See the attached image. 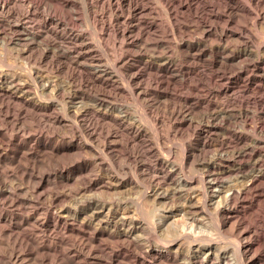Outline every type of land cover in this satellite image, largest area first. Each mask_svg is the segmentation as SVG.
Returning <instances> with one entry per match:
<instances>
[{"label":"bare ground","instance_id":"bare-ground-1","mask_svg":"<svg viewBox=\"0 0 264 264\" xmlns=\"http://www.w3.org/2000/svg\"><path fill=\"white\" fill-rule=\"evenodd\" d=\"M18 1L0 0V46L14 49L18 56H22L27 61L26 66L20 68L21 74L14 72L9 64H4L7 69L1 67L3 64L0 65V125L3 124V128L0 129V264H264V107L262 106L264 105V56L259 55V48L255 47L253 50V44L262 43V41H258L260 38L258 42L252 39V30L248 29L250 26L235 30V25L240 24L235 22L236 19L240 21L238 17L248 19L255 14L254 12H256V18L264 16V12L256 11L264 3L263 0H156L163 7H161L162 12L165 11L170 19L177 14L183 15L182 17L190 14L193 17V14H196L195 17L200 18L204 24L199 29L200 22L198 21L195 27L192 26L191 31L198 29L200 37L194 42H190L192 38L189 42L181 40L179 43L176 42L174 47H171L173 44L169 43L171 46H165L163 48L165 51L161 54H158L159 52L150 53L151 48H148L150 46H146L150 54L146 55L144 52L145 55L141 56L138 55L139 52L133 50L137 42L132 32L136 26L131 24L129 27H125L126 25L123 28L118 27L114 29V35L111 36L113 40L118 38L120 41L118 45L111 42V46L114 49L117 46L122 51H116L117 47L116 50L113 49L118 52V56L113 52L117 57L111 58L113 61L110 67L106 64L98 65L99 63L94 65V62H99L98 58L95 59L92 55L96 47L94 48L89 43L90 38L84 37L83 31H77L80 25H75L78 26L77 30H73L74 27L73 29L68 27L69 33L68 31L62 32L63 27L66 25L72 27L76 21H73L71 16L65 23L63 19L54 18L53 14L49 13L51 16L47 15L43 18L40 16L41 19L36 22L33 17L38 16L35 13L38 10V4L30 0L28 1L32 4L28 5L26 10L18 11L16 17L4 16L14 11V5L15 10L17 9L16 3L21 7V2L18 3ZM84 1L87 7L85 10L93 26L99 30L95 40L97 44L102 43L107 37L104 36V31L109 23L107 22V25L100 23L97 28V23L100 21L97 20L100 17L95 16L94 8H98L97 6L107 7V11L124 6L131 15V19L136 21L150 10L146 7L147 0ZM62 2L64 7L73 6L71 0H62ZM152 5L157 8L158 4ZM124 7H121L122 12ZM161 8L157 10L161 11ZM18 9L21 8L18 7ZM253 9H255L254 12ZM261 9L264 8L261 7ZM96 10L99 11V9ZM156 11L155 13L161 14ZM204 11H210L211 14ZM199 12L204 14H200L199 17L197 15ZM212 12L215 13L212 14ZM62 13L61 16L65 14V11ZM162 16L161 19L164 18ZM247 19L244 21L247 22ZM114 21L117 22L116 16ZM91 22H88V25ZM180 23L182 24V21ZM254 24L252 27H255ZM257 25L256 28H258ZM33 26H37L40 30H34ZM263 26L259 29H264ZM90 27L87 28L90 29ZM81 29L86 28L81 27ZM246 29L251 30V34ZM259 29H256L257 32ZM107 30H109L108 27ZM87 32L91 33V30ZM165 33L161 34L162 37L163 34L170 32ZM260 35L259 33L257 36ZM179 36L182 35L179 34ZM52 37L59 41L56 43ZM92 37L94 39V36ZM144 38L146 37L143 36L142 41ZM210 38L217 42H225L224 44L227 41L232 44L230 41L232 40L238 44V48L233 44L235 50H228L224 46L206 49L203 43L210 41ZM147 39L153 40V38ZM161 39L166 40V38ZM161 39L159 37V40ZM171 39L177 40L174 37ZM262 40L264 41L263 37ZM44 41L47 44H44V48L41 46L42 49L34 54L36 56H33L32 49L40 46ZM146 41L143 43L146 44ZM167 42L170 41L167 40ZM94 43L93 40L92 44L95 45ZM108 43L105 44L108 45ZM60 45L71 46L61 49ZM146 47L143 45V48ZM182 48L184 51L179 50ZM157 50L159 49L156 48L155 51ZM161 50L160 47L159 51ZM177 50L179 53L176 57L174 54ZM99 52L101 53V50ZM76 53L77 57L73 56ZM103 56L104 54L100 57L104 58ZM22 57L20 58L23 59ZM86 57L91 63H85L90 64L85 69L86 65L78 64L77 61L80 59L77 58ZM204 57H207L208 67L217 68V70L218 68L225 69L218 76L215 75L218 78L216 82L219 84H215L216 82L212 80V84L214 82L216 87L213 91L214 97L229 96L230 98V95L237 90L241 98L235 100L237 109L231 106L234 110L227 111L226 108L216 106L217 102L215 103L212 97L203 98L204 96H201L199 103L204 105L205 111L200 108L201 104L199 108L204 112L202 116L200 115L201 117L196 121H190L191 118L186 122L190 127L189 137L191 139L185 147H183L184 144L179 143V146L184 149L178 151V147L177 153L171 152L168 149L169 144L168 148L157 146L160 143L157 138L156 143L152 140L151 146L142 148L143 154H150L151 159L153 158L148 165L143 164L146 160L142 162L129 155L122 156L123 147H128L125 144L126 141L137 143L141 138H145L147 133L138 129L137 126L133 127L134 122L130 121L133 115L131 113L136 108L129 113L127 107L115 104L114 98L122 99V96H127L130 92L135 96L131 100L132 103H129L133 104L136 98H145L143 95L146 90L139 86L142 76L164 78L167 83L178 78L183 80L192 68L183 66L181 61L191 59L192 64L198 66L197 62ZM106 59L108 61L104 59L105 63L109 62L108 55ZM57 60L63 61L55 64ZM44 61H49V65H45ZM42 62L44 64H41ZM81 62H83L82 59ZM50 73H55L57 76L62 75L66 81H63L64 83L54 81L57 76L44 81L43 75L47 76ZM117 74L123 77L122 82L117 78ZM207 75L209 74L206 73ZM83 78H85L84 82H82ZM144 78L146 79L145 76ZM172 85L173 90L174 82ZM255 92H262V97L258 100L252 98L251 95ZM192 93L196 92L193 90ZM192 93L190 95L195 97ZM241 93L244 95L241 96ZM176 98L175 96L174 99ZM141 104L137 103L138 107ZM143 104L144 109L150 108V105L146 106L147 103ZM173 105L171 108L174 107ZM179 105L181 104L179 103L178 107ZM157 107L160 106L157 104ZM178 107L175 109L177 110ZM144 109H141L139 113H142ZM137 110L140 109L137 108ZM201 110L199 112H202ZM190 113L193 114V112ZM149 116L145 117L149 118ZM155 116L154 122H157L159 117ZM36 117L37 119L41 117L46 121L45 123L57 127L68 126V129L72 130L71 135L64 133L68 132L67 129L62 133L68 135V139L63 138L60 141L56 139L57 141L54 140V142L50 137L52 135L48 136L49 132H46L47 135L41 132L43 127L39 128L37 133H35L36 128H33L34 133H31L32 126L34 127L39 121ZM142 118L140 123L143 119L145 120ZM26 119L34 120L35 124L30 128V125H27L29 121L26 126V122L24 123ZM149 120L151 121L148 119L147 124ZM100 122L104 125L114 124L113 127L115 125L123 127L124 132H119L120 128L119 130L115 128L117 129L115 131H103L105 126H99ZM57 127H55L56 130ZM151 131L155 132L152 129ZM126 134L127 140L123 139L125 141L123 145L119 142ZM153 135L158 136V134ZM180 140L182 143L183 139ZM176 145L174 144L175 147ZM164 149L168 150L163 154ZM42 167H47V169H40ZM52 187L61 188V190L52 191ZM103 256L106 260L101 259Z\"/></svg>","mask_w":264,"mask_h":264},{"label":"rangeland","instance_id":"rangeland-1","mask_svg":"<svg viewBox=\"0 0 264 264\" xmlns=\"http://www.w3.org/2000/svg\"><path fill=\"white\" fill-rule=\"evenodd\" d=\"M18 1V0H17ZM26 1H28V0H19L18 1V3H20L21 2V7L20 6H18V4L16 3V5H17V9H18V7L19 8H23L22 10L20 9H16L15 10V5H14V7H13V12L11 11V13H7V14H4V16H11V17H16L17 15H18V11H24V9L26 10L27 9V6L28 5H30V4H32L31 2H33V3H36V4H38L37 6H38V10H37V12H35L36 14H38V16L36 17V16H34L33 18H34V20L36 21V22H38L40 19H41V17L43 18V17H45V16H47V15H52V17H56V18H58V19H63V21L66 23V22H68V18L70 17L73 21H75L74 23H73V25H72V27L70 26V25H66L65 23V27H63L64 29H63V31L62 32H67L68 31V29L69 28H71V29H73V27H74V29L73 30H77L76 28H78V26H79V30H77V31H80V32H82L83 34H84V37L85 38H90L91 40H89L88 39V41H89V43L92 45V46H94V48H95V50L92 52V55H94V58L95 59H97L99 62H94V65H97V63H99L98 65H102V66H104V64H106L107 66H109V65H111V63H112V61H113V59L115 58V57H117L118 56V52H121L120 51V49L117 47V49L118 50H116V47H115V49L114 48H112V43H114V44H116V45H118L117 43H119V39L118 38H115L114 40L116 41H114L113 40V35H114V29L115 28H118V27H121V28H123V26H125V27H129V25H131V24H133V25H135L136 27H135V30H134V32H132V35H133V37H134V40L137 42V43H135L136 45H134L133 46V50H135V51H137V53H138V55H145V53L144 52H146V55L147 54H150V53H152V52H159L158 54H161L162 53V51H165V49H163V48H165V46L167 47V46H171V44H173L171 47H174V45H176L177 43H179L181 40H184V41H188L189 42V39L190 38H192V40L190 39V42H194V41H197L196 39H198L199 37H200V32H198V29H196V30H193V31H196L195 33L193 32V31H191L192 29H193V27H195V25L196 24H198V21L200 22V24H199V29H200V27L204 24V22H202V20L200 19V18H198L197 16V18L195 17V15L196 14H193V17H191L192 16V14H190V15H188V16H186L185 17V15H184V17L186 18H184V17H182L183 15H181V14H177V15H181L180 17L179 16H177V15H174L173 17H172V19H174L175 20V18H176V21H174V20H172V19H170L169 17H168V15L166 14V12L164 11V12H162L163 11V7L160 5V3L159 2H157L156 0H152V2L150 1V0H147V2H145V3H147L146 5V7L148 8V9H150V10H148V12H146L147 13V15H146V13H145V15H143L142 16V18H139L137 21L136 20H132L131 19V15L127 12L128 10H127V8L125 9V7L124 6H120L118 9H114V8H111V9H114V10H111V9H109V11H110V13H109V11H107L108 10V8L106 7H103V8H101L100 6L101 5H99V6H97L98 8H96V9H99V11L98 10H96L95 8H94V10H95V16H97V18H99V19H97L99 22L97 23V28H98V26L100 25V23H103V24H105V25H107V27H108V29L109 30H107V27H106V29H105V31H104V36L106 37H108V36H110V37H106V38H104V40L103 41H105L104 42V44H103V41H102V43H96V38H97V36H96V34L99 32V30L98 29H95V27L93 26V23L91 22V19L89 18V16H88V13H87V10H85V9H87V7L84 5V0H71L72 1V4H73V6L71 5V8H68L69 6H66V7H64L65 5L63 4V2H62V0H52V1H50V0H30V1H28L27 3H26ZM35 1V2H34ZM38 1H40V2H38ZM61 1V2H60ZM81 1V2H80ZM154 1L158 4V5H156V3H154ZM83 2V3H82ZM263 2H264V0H263ZM29 3V4H28ZM82 3V4H81ZM151 3V4H150ZM58 4H60L59 6H58ZM152 4H155L156 5V7L158 8V10H160L159 8H161L162 10L161 11H158L157 10V8H155L154 7V5H152ZM22 5H23V7H22ZM26 5V6H25ZM85 6V8H84V6ZM149 5V6H148ZM262 6V8H264V3L263 4H261ZM44 6V7H43ZM78 6V7H77ZM81 6V7H80ZM60 7V8H59ZM100 7V8H99ZM124 7V9H123V12H122V8ZM150 7V8H149ZM157 10H155L154 8ZM261 7H259V10L257 9L256 11H259V12H264V9H261ZM79 8H81V9H79ZM121 8V9H120ZM152 8V9H151ZM60 9V10H59ZM71 9V10H70ZM84 9V10H83ZM103 9V10H102ZM58 10V11H57ZM67 10H69V11H71V12H69V11H67ZM80 10V11H79ZM82 10V11H81ZM120 10H121V12H120ZM151 10H152V12H151ZM17 11V12H16ZM64 11H65V14L64 15H62L61 16V13L63 12L64 13ZM67 11V12H66ZM78 11V12H77ZM101 11V12H100ZM103 11V12H102ZM105 11V12H104ZM113 11V12H112ZM125 11H126V13H125ZM155 11L156 12H159V13H161V14H158V13H155ZM255 11V9H253V12ZM16 12V13H15ZM20 12H19V14H20ZM81 12V13H80ZM85 12H86V14H85ZM118 12H119V14H118ZM205 13L206 12H208V11H204ZM258 12V13H259ZM50 13V14H49ZM62 13V14H63ZM67 13V14H66ZM84 13V14H83ZM107 13V14H106ZM151 13V14H150ZM164 13V14H163ZM215 13V12H214ZM213 12H212V14H214ZM255 14H256V12H254ZM253 13V14H254ZM11 14H13V15H11ZM15 14V15H14ZM81 14V15H80ZM111 14V15H110ZM124 14V15H123ZM125 14H128V15H126L125 16ZM156 14V15H155ZM202 15V14H204L203 12H199V14H197L198 16L199 15ZM208 14H211V12L209 11L208 12ZM252 15L251 17H249L248 19L247 18H242V17H238V20H242V21H244V19H247V22L246 21H244V22H242V24H241V22L239 21H237V19H236V24H239V25H235L236 26V28H235V30L238 28H241V27H244V28H246V27H249L250 26V28H248V29H251L252 30V32H251V30H248V29H246L250 34H251V36H252V39H254V41L256 42L259 38V40L258 41H262V43H255L256 45L258 44L259 45V47H258V45L256 46L255 44H253V50L255 49V47H257V48H259L260 49V52H259V55H261V56H264V41L262 40V37H263V39H264V33H261V32H264L263 30V28H261V30L259 29L260 27H262L263 25H264V16L263 17H261V16H258L257 18H256V15ZM43 15V16H42ZM50 15V16H51ZM58 15L61 17H58ZM67 15H69V16H66ZM74 15V16H73ZM83 15V16H82ZM86 15V16H85ZM101 15V16H100ZM118 15V16H117ZM121 15V16H120ZM149 15V16H148ZM155 15V16H154ZM200 15V16H201ZM9 16V17H10ZM41 16V17H40ZM65 16V17H64ZM72 16H73V18H72ZM80 16H81V18H80ZM85 16V17H84ZM107 18H106V17ZM109 16V17H108ZM111 16H112V18H111ZM117 17V22L116 21H114V17ZM125 16V18H123ZM128 16V17H127ZM154 16V17H153ZM161 16H162V18L163 19H161ZM167 16V17H166ZM190 16V17H189ZM199 16V17H200ZM76 17V18H75ZM87 17H88V20H87ZM101 17H102V21H101ZM118 17H119V20H118ZM147 17H148V20H147ZM166 17V18H165ZM189 17V18H188ZM261 17V18H260ZM36 18V19H35ZM79 18V19H78ZM85 18V19H84ZM104 18V19H103ZM146 18V19H145ZM151 18H153V19H151ZM157 18H159V20L157 19ZM179 18V19H178ZM182 18H184V19H182ZM241 18V19H240ZM255 18V19H254ZM38 19V20H37ZM81 19V20H80ZM108 19V20H107ZM142 19V20H141ZM168 19V20H167ZM180 20V21H178V20ZM194 19V20H193ZM196 19V20H195ZM263 20V22H262V20ZM130 20V21H129ZM144 20V21H143ZM150 20V21H149ZM151 20H153V21H159V22H161L160 24H159V22H153V21H151ZM163 20H165V21H163ZM192 20H193V22H192ZM249 20H250V22H249ZM252 20H254V21H252ZM257 20V22H255ZM78 21V22H77ZM82 21H85V22H82ZM87 21V22H86ZM120 21H122V22H120ZM149 21V22H148ZM171 21V22H170ZM182 21V24L180 23ZM191 23H190V22ZM197 21V22H196ZM88 22H91L92 23V25H91V23H89V25H88ZM107 22H109V23H112V24H109V23H107ZM113 22H115V23H113ZM122 23V24H120V23ZM134 22V23H133ZM136 22V23H135ZM139 24H138V23ZM145 22V23H144ZM169 22H170V24H169ZM174 22H175V24H174ZM183 22H185V23H183ZM189 23V24H187V23ZM238 22V23H237ZM254 22H255V24H254ZM262 23L260 26H259V24L260 23ZM85 23V24H84ZM86 23H87V26H85L86 25ZM107 23V24H106ZM124 23V24H123ZM127 23V24H126ZM150 23H152L153 25L152 26H150L149 24ZM157 23H158V26L160 25V28H158V26H157ZM163 23H164V26H163ZM165 23H167V24H165ZM196 23V24H195ZM249 25H248V24ZM254 24L255 25V27H252V24ZM258 25H257V24ZM84 24V25H83ZM162 24V25H161ZM169 24V25H168ZM181 24V25H180ZM192 24H194V25H192ZM243 24H245V26L243 25ZM75 25H78V26H75ZM115 25V26H114ZM139 25H142V26H139ZM180 26V28H179V26ZM243 25V26H242ZM247 25V26H246ZM256 25H257V27L258 28H256ZM91 26V27H90ZM114 26V27H113ZM139 26V27H138ZM145 26V27H144ZM187 26V27H186ZM193 26V27H192ZM239 26V27H238ZM34 27V30L36 29H38V27L37 26H33ZM69 27V28H68ZM81 27L82 28H86L85 30H83V29H81ZM90 27V29H88V28ZM93 27V28H92ZM110 27H112V28H110ZM154 27V28H153ZM162 27H164V28H162ZM166 27V28H165ZM172 27V28H171ZM176 27V28H175ZM178 27V28H177ZM264 27V26H263ZM92 28V29H91ZM141 28H142V30L144 31H142L141 30ZM147 31V34H146V31L144 30V29ZM155 28H156V30H155ZM186 28V29H185ZM189 28H190V30H189ZM252 28H254V29H252ZM88 29V30H87ZM138 31H137V30ZM149 31H148V30ZM151 29H153V30H151ZM163 29H166V30H163ZM170 29V30H169ZM175 29V30H174ZM180 30V31H182V32H180L179 33V31L178 30ZM188 29V30H187ZM237 29V30H238ZM256 29H259L258 30V32H257V30ZM38 30H40V28L38 29ZM89 30H91V33L90 32H87V31H89ZM111 30H113L112 31V33H111ZM161 30V31H160ZM186 31V32H184V31ZM256 30V32H254ZM108 31H110L109 33H108V35H107V32ZM142 31V32H141ZM158 31H160V32H158ZM168 31V32H167ZM172 31V32H171ZM176 31V32H175ZM259 31H261V32H259ZM85 32H87V33H89V34H87V33H85ZM96 32V33H95ZM138 32V33H137ZM150 32H152V33H150ZM172 33V34H166V33ZM190 34H188V33ZM191 32H193V33H191ZM67 33H69V31L67 32ZM143 33H144V35H143ZM159 33V34H158ZM162 33H165L166 35H164L163 34V37H162ZM185 35H184V34ZM187 33V34H186ZM196 33H198V35L196 34ZM255 33H256V35H255ZM261 34L262 35V37H261V35L260 36H257L258 34ZM136 34V35H135ZM137 34H138V36H137ZM179 34H181L182 36L180 37L179 36ZM194 34H196V35H194ZM85 35H87V37L85 36ZM112 35V36H111ZM135 35V36H134ZM147 35V36H146ZM148 35H149V37H148ZM151 35V36H150ZM168 35H170V37L168 36ZM189 35V36H188ZM192 35V36H191ZM89 36V37H88ZM92 36H94V39H93V37ZM96 36V37H95ZM137 36V37H136ZM143 36L144 37H146V38H144V41H142L143 39ZM164 36H165V38H166V40H165V38H164ZM176 36V37H175ZM257 36V37H256ZM159 37H160V39L161 38H163V40H165V41H162V39L161 40H159ZM176 38L177 40H174V39H171V38ZM178 37V38H177ZM256 37V38H255ZM147 38H153V40L151 39H147ZM156 40H155V39ZM169 38L171 39V40H169ZM54 39V40H53ZM94 40V44L95 45H98V46H95V45H93L92 43H93V40ZM147 41H146V40ZM256 39V40H255ZM52 40L53 41H55L56 43L59 41V40H57V39H55V38H53L52 37ZM106 40H108V41H106ZM112 40V41H111ZM150 42H149V41ZM167 40L168 41H170V42H167ZM208 40V39H207ZM213 40V41H212ZM91 41V42H90ZM114 41V42H113ZM147 42L146 44L145 43H143V42ZM153 41V42H152ZM175 41V42H174ZM209 41V40H208ZM205 42V43H203V45L205 44V47H206V49H209V47L210 48H222L223 46L224 47H226V49H228V50H235L236 48H238V44H235L236 42H233L232 40H230L231 42H232V44L229 42V41H227V43L226 44H224L225 42H220V41H218L217 42V40H215V39H213V38H210V41L209 42ZM254 41H253V43H254ZM257 41V42H258ZM107 42H109L108 43V45L107 44H105V43H107ZM112 42V43H111ZM165 42V43H164ZM177 42V43H176ZM211 42V46L209 45V43ZM217 42V44H215ZM156 43L159 45H156ZM168 43V44H167ZM169 43H171V44H169ZM207 43V44H206ZM215 45H214V44ZM221 43V44H220ZM230 45H229V44ZM44 44H47L45 41H44V43H42L40 46H38V47H35V48H33L32 49V55L33 56H36V55H34V54H36V53H38L41 49H42V47L44 48ZM144 45V47H148V46H150V47H148L149 49L151 48V52L150 51H148V49H147V47L146 48H143V45ZM223 44V45H222ZM234 44V46H237L236 48L234 47V46H232ZM101 45V46H100ZM104 45H106V46H104ZM140 45L142 46V47H140ZM162 45H163V47H162ZM208 46V48H207V46ZM213 45V46H212ZM221 45V46H220ZM261 45V46H260ZM42 46V47H41ZM65 46H68V47H70L71 45H60V48L61 49H64L63 47H65ZM110 47V48H108V47ZM152 46H156L155 48L154 47H152ZM233 47V49H232V47ZM41 47V48H40ZM98 47V48H97ZM105 47V48H104ZM107 47V48H106ZM137 47V48H136ZM160 47H161V51H159L160 50ZM230 47V48H229ZM40 48V49H39ZM135 48V49H134ZM153 48V49H152ZM156 48L157 49H159V50H157V51H155L156 50ZM39 49V50H38ZM98 49V50H97ZM111 49V50H110ZM113 49L114 50H116V51H118V52H116V51H113ZM146 49H147V51H146ZM101 50V53L99 52ZM105 50V51H104ZM124 50V49H123ZM144 50V51H143ZM180 51L181 50H183L184 51V48H182V49H179ZM179 50H177L176 52H175V56L177 57V55H178V53H179ZM103 51V52H102ZM107 51V53L105 54V52ZM108 51H110L109 53L110 54H108ZM112 51V52H111ZM7 52V53H6ZM10 52V53H9ZM113 52H115V54L117 55H115ZM150 52V53H149ZM0 53H1V55H0V65H6V64H9V65H11L10 67L12 68V70L14 71V72H18V73H22V71H21V67L23 68V66H26V59H24L22 56H18L17 54H16V52H15V50L14 49H11V48H9V47H2V46H0ZM96 53V54H95ZM104 54V58H101L100 56L101 55H103ZM115 55V56H113V55ZM120 54V53H119ZM263 54V55H262ZM107 55H108V58H109V62H107V63H105L106 61H108V59H106V57H107ZM73 56H76L77 57V53L76 54H73ZM8 57H9V59H8ZM20 57H22L23 59H21ZM10 58H12V59H10ZM111 58H113V59H111ZM207 57H204V58H202V59H200L198 62H197V64H198V66L197 65H193L192 64V60L191 59H185V61L183 60V61H181L182 63V65L183 66H185V67H190V68H192L191 70H189L188 72H187V74L184 76V78H183V80H181V78H178L177 80H175V81H171V82H169V83H167L166 82V80L164 79V78H160V77H151V76H149V75H147V76H149V78L151 79H149L146 75H144L145 77H146V79L148 78L149 79V81H148V79H147V81H146V79L144 78V76H142L141 78H140V81H139V86H142L141 88L142 89H145L146 90V92H145V95H143V97H145V98H136V102L138 103V104H141L142 102L143 103H147V105L146 106H149V107H147V108H149V109H144L143 107H144V104L142 103L141 105H140V107H138L139 105H137V103L135 104V101H133V104H129V103H132V101L131 100H133L134 98H135V96H133V95H131V93L130 92H128V95L127 96H122L123 98L121 99L120 97H116V98H114V100L117 102H115L114 100H113V102L115 103V104H120V105H123V106H125V107H127L126 109L128 110V112L129 113H131L135 108V110H134V112H132L131 114H133V115H131V122H134L133 123V127L134 126H137V128L138 129H141V130H144L145 131V133H149V131H151V129L153 130V131H155L153 134H158V136L157 135H153L151 132L147 135V134H145V138L143 137V138H141V140H139L137 143L136 142H129V141H126L127 140V134L125 135V137L124 138H122L121 140H122V142H121V140H120V142L119 143H123V145H124V142H125V144H127V146L128 147H123V154H122V156L124 155V156H126V155H129L131 158H133V159H137V160H142V162L144 161V160H146V161H144L143 162V164L144 165H148L149 164V162H151L152 160H153V158L151 159V155L149 156V155H145V154H143V149L142 148H146V147H149V146H151L152 144H153V142H152V140L153 141H155V139H157V140H159V142L161 143H158L157 144V146H160V147H167L168 148V146L170 147V148H168L169 149V151H173V152H176L177 153V149H178V147H179V149H178V151H180V150H182V148L183 147H185V145L188 143V140H190L191 139V137H189L190 136V127H189V125H188V123H186L188 120H190L191 118H192V120H190V121H196V120H198V118H200L202 115V113H204L203 111H205V109H203L204 108V105L202 104V103H199V100H201L202 99V97L203 98H211L212 97V99L215 101V103H216V106H220L221 108H226L225 110H227V111H230V110H236L237 108H236V103H235V100H238L239 98H240V92H237V90L235 91V93L233 94V95H230V98H228L229 96H227V97H223V96H219L218 98H215L214 97V94H213V91H214V88H216L215 87V84H219L218 82H216L217 81V77L215 76V75H217L218 76V74H221L222 72H224V70L225 69H221V68H218V70H217V68L215 69V68H210V67H208L207 65H208V62H207V59H206ZM5 59V60H4ZM21 59V60H20ZM77 59H80V61H81V59H82V61L83 62H81L80 63V61H77V63L78 64H80L81 66H84V65H86V66H84V68L86 69V68H88V65H90L89 63H91L90 61H89V59L86 57V58H77ZM85 59V60H84ZM104 59L106 60V61H104ZM111 59V60H110ZM48 60V59H47ZM74 60V59H73ZM104 61V62H101V61ZM16 61H17V63H16ZM58 61L59 62H61V61H63V60H57L56 62H55V64L56 63H58ZM4 62H6V63H4ZM45 62V65H49V61H44ZM44 62H42L41 64H44ZM48 62V63H47ZM87 62H89L88 64H85V63H87ZM82 63L84 64V65H82ZM102 63V64H101ZM109 63V64H108ZM15 64V65H14ZM186 64V65H185ZM193 65V66H190V65ZM205 65V66H200V65ZM1 66L2 68H4V67H6L5 65L4 66ZM105 65V66H106ZM207 66V67H206ZM110 67V66H109ZM201 67V68H200ZM204 67V68H203ZM6 69H7V67H6ZM20 69V70H19ZM198 69V71H196ZM207 69V70H206ZM213 69V70H212ZM214 69H215V71H214ZM193 70V71H192ZM201 70V71H200ZM223 70V71H222ZM204 71H206V73L207 74H209V75H207L206 76V73L204 72ZM209 73H208V72ZM228 71V70H227ZM226 71V72H227ZM77 72V71H76ZM75 72V73H76ZM204 72V73H203ZM200 73V74H199ZM217 73V74H216ZM55 73H50V74H47V76H46V74H44L43 75V78H44V81H46V80H49V79H54L53 77H55V76H57L56 74L54 75ZM190 74V75H189ZM193 74H194V76H193ZM205 74V75H204ZM50 75H52V77L50 76ZM54 75V76H53ZM191 75H192V77H191ZM196 75V76H195ZM48 76H50V78H48ZM117 78H119L120 79V81L122 82V76H120V74L118 75L117 74ZM189 76V77H188ZM203 78V79H201V77ZM47 77V78H46ZM121 77V78H120ZM190 77L192 78V80L190 79ZM196 77V78H195ZM65 77H62V75H58L57 77H55V79H54V81L55 80H58L57 82H60L61 81V83H64L63 81H66V79H64ZM144 78V79H143ZM190 80H189V79ZM211 78V79H210ZM217 78V79H216ZM22 79H25V77H22ZM46 79V80H45ZM62 79V80H61ZM118 79V80H119ZM160 80L161 81V79H162V81L159 83L158 81H156V80ZM205 79V80H204ZM83 80H85V78H83L82 79V82H84ZM124 80V79H123ZM144 80H145V83H144ZM153 80V81H152ZM181 80V81H180ZM202 80H204V81H202ZM211 80V81H210ZM212 80L214 81V82H216L215 84H214V82H213V84H212ZM142 81V82H141ZM154 81H156V83H154ZM178 81V82H177ZM187 83H186V82ZM190 81V82H189ZM206 81H208V83L206 82ZM163 82V83H162ZM173 82H174V85L176 86H174L173 87V90H172V84H173ZM177 82V83H176ZM181 82V83H180ZM201 82H203V83H201ZM210 82H211V84H210ZM141 83H142V85H141ZM144 83V84H143ZM153 83L156 85H153ZM166 83V84H165ZM172 83V84H171ZM186 83V84H185ZM191 83V84H190ZM197 83V84H196ZM205 83V84H204ZM146 84V85H145ZM147 84H149V85H147ZM164 84V85H163ZM206 84H208V85H210L209 87H208V85H206ZM151 85H153V87H154V89H153V87L151 86ZM160 85V86H159ZM165 85H167L168 87H166ZM170 85V86H169ZM178 85H181V86H178ZM184 85V86H183ZM192 85V86H191ZM195 87H194V86ZM200 85V86H199ZM201 85H202V88H201ZM144 86H146V87H144ZM149 86V87H148ZM150 86H151V89H150ZM159 86V87H158ZM165 87V88H167L166 90H165V88H163V87ZM188 86H190V87H192V88H190L191 90L193 89L194 90V92H196L195 94L194 93H192L193 92V90H192V92H191V90L189 89V87ZM204 86V87H203ZM211 86H213V87H211ZM148 87V88H147ZM182 87H183V89H182ZM188 87V88H187ZM198 89H197V88ZM161 88V89H160ZM175 88V89H174ZM178 88V89H177ZM180 88V89H179ZM200 88L202 89L201 91H200ZM210 89V90H208V89ZM157 89V90H156ZM164 91H163V90ZM169 89H170V91H169ZM187 89H188V91H187ZM206 89V90H205ZM149 90V91H148ZM154 90V91H153ZM156 90V91H155ZM160 90H162V91H160ZM176 90V91H175ZM179 90V91H178ZM181 90H183L182 91V93H181ZM185 90V91H184ZM127 91V90H126ZM129 91V90H128ZM172 91V92H171ZM174 91V92H173ZM190 91V93H192V95H194L195 97H193V96H191L190 95V93H188ZM202 92V93H200V92ZM206 91V92H205ZM175 93V94H171V93ZM179 92H180V94H179ZM210 92V93H209ZM237 92V93H236ZM130 93V94H129ZM187 93V94H186ZM205 93H206V95H205ZM259 93V94H258ZM92 94V93H91ZM151 94H152V96H151ZM184 94H185V96H184ZM189 94V95H188ZM201 94V95H200ZM237 94V95H236ZM242 94V93H241ZM132 96L131 98H129L130 96ZM154 95V96H153ZM167 95V96H166ZM172 95V96H171ZM178 95V96H177ZM197 95H200V96H198L197 97ZM236 95V96H235ZM244 94H242L241 96H243ZM255 95V96H254ZM262 92H255L254 94H252L251 95V97L252 98H254V99H260L262 96ZM175 96L177 97L176 99H178V100H176V99H174L175 98ZM181 96H182V98H181ZM202 96V97H201ZM207 96V97H206ZM234 96V97H233ZM125 97V98H124ZM147 97V98H146ZM149 97V98H148ZM174 97V98H173ZM180 97V98H179ZM186 97V98H185ZM197 97V98H196ZM199 97H201V98H199ZM235 97H237L236 99H235ZM257 97V98H256ZM260 97V98H259ZM119 98V99H118ZM152 98H154V99H152ZM167 98H169V99H167ZM117 99V100H116ZM124 99V100H123ZM125 99H126V101H125ZM129 99V100H128ZM142 101H141V100ZM192 99V101H190ZM220 99V100H219ZM224 99H226V101L229 103V102H233L232 104H228ZM232 99V100H231ZM241 99V98H240ZM125 102H123V101ZM140 100V102H138ZM150 100V101H149ZM152 100V101H151ZM158 100V101H157ZM162 100H164V101H162ZM173 100L175 101V102H173ZM197 100V101H196ZM224 100V101H223ZM128 101V102H127ZM167 101V102H166ZM170 101H172L171 103H175L174 105L173 104H171L170 103ZM183 102V104H182V102ZM185 101V102H184ZM187 101V102H186ZM221 101V102H220ZM123 102V103H122ZM148 102H149V104H148ZM151 102V103H150ZM155 102V103H154ZM163 102V103H162ZM177 102V103H176ZM225 102V103H224ZM128 103V104H127ZM160 103H162L164 106V110L162 109L163 107L161 106L162 104H160ZM181 104V105H179V107H178V104ZM221 103V104H220ZM154 104V105H153ZM156 104V105H155ZM157 104H158V106H160V107H157ZM160 104V105H159ZM202 104V105H201ZM129 105V106H128ZM132 105V106H131ZM137 105V106H136ZM168 105V106H167ZM172 105L174 106L173 108H171L172 107ZM186 105V106H185ZM190 105V106H189ZM196 105H198V106H196ZM200 105L202 106V107H200ZM222 105V106H221ZM230 105V106H229ZM155 106H156V108H155ZM218 106V107H219ZM224 106V107H223ZM234 108V109H232V107ZM263 107H264V105H262ZM134 107V108H133ZM142 107V108H141ZM151 107H152V109H151ZM162 107V108H161ZM170 107V108H169ZM178 107V109L176 110L175 108H177ZM185 107V108H184ZM188 107V108H187ZM195 107V108H194ZM197 107V108H196ZM203 109V111L200 109ZM229 107V108H228ZM231 107V108H230ZM133 108V109H132ZM137 108H139L140 110H137ZM153 108H155V109H153ZM158 108V109H157ZM160 108V109H159ZM184 108V109H183ZM190 108V109H189ZM141 109H144L143 111H142V115L139 113V111H141ZM173 111H171V110ZM197 109V110H196ZM149 110V111H148ZM155 110V111H154ZM168 110H170V111H168ZM174 110H176V111H174ZM189 110V111H188ZM192 110H195V111H192ZM202 111V112H199V111ZM249 110H250V108H249ZM11 111H13V110H11ZM10 111V112H11ZM135 111H137L138 113H136ZM148 111V112H147ZM154 111V112H153ZM162 111V112H161ZM186 111V112H185ZM199 112V113H197V112ZM175 112H177V113H175ZM183 112H184V114H183ZM188 112V113H187ZM190 112H193V114H191ZM195 112V113H194ZM12 114H13V112H11ZM136 113V114H135ZM155 113H156V116H155ZM174 113L176 114L175 116H174ZM11 114V115H12ZM140 116H139V115ZM146 114V115H145ZM161 114V115H160ZM165 116H164V115ZM168 114V115H167ZM183 114V115H182ZM189 114H191V115H189ZM199 114V115H198ZM139 117H138V116ZM149 116V118H147V117H145V116ZM201 115V116H200ZM154 116L155 117H159L158 118V120H157V122H154ZM167 116V117H166ZM179 116H180V119H179ZM193 116H195V118L193 117ZM138 117V118H137ZM143 117V118H145V120L143 119L142 120V123H140V121H141V118ZM165 117V118H164ZM184 117V118H183ZM187 117V118H186ZM188 117H190V118H188ZM40 118V119H39ZM147 118V119H146ZM161 118V119H160ZM171 118V119H170ZM178 118V119H177ZM36 119H37V117H36ZM137 119V120H136ZM140 119V120H139ZM148 119H151V121L149 120V123L151 122L152 123V121H153V123H154V125H153V123L150 125L149 123L147 124L146 123V121L148 122ZM165 119V120H164ZM173 119V120H172ZM27 121H24V123H25V125L29 122V123H31V124H27L28 126L30 125V128H31V126L32 125H34L35 124V121L34 120H32V119H26ZM31 120H32V122H31ZM37 120H39V121H37V123H36V125L33 127L32 126V128L30 129V130H32L33 128L35 129L36 128V131H35V133H37V132H39V128H42V130L43 131H41V132H43V133H45L46 134V132H49V133H47L48 134V136H50V135H52V136H50L52 139H53V141L54 140H56V139H58V141H60V140H62L63 138L65 139H68V137L71 135L70 133H71V131L72 130H70V129H68V126L66 127V126H55V125H52V124H50V123H45L46 121H44V120H42L41 119V117H38V119ZM139 120V121H138ZM163 120V121H162ZM171 121V123H170V121ZM160 121H162V122H160ZM39 122V123H38ZM43 122V123H42ZM164 122V123H163ZM33 123V124H32ZM101 123V122H100ZM98 123L99 124V126L101 125V126H105V128H103V131L105 130H107V131H115V130H117V129H115V128H118V130H119V128H120V130H119V132H124V130L122 129L123 127H117V125H115L114 127H113V125L114 124H112L111 125V123H109V124H106V125H104L103 123ZM146 123V124H145ZM167 123V124H166ZM170 123V126L168 125ZM182 123V124H181ZM187 124L188 125V127H187V125H185V124ZM38 124H39V126H38ZM45 124H47V125H45ZM66 124H68V123H66ZM137 124V125H136ZM141 124H142V126H141ZM145 124V125H144ZM160 125V127L158 126V125ZM163 124H164V126H163ZM166 124V125H165ZM3 124H1L0 125V129H2L3 128V126H2ZM26 125V126H27ZM41 125H43V126H41ZM49 125V126H48ZM109 125H111V126H109ZM150 125V126H149ZM38 126V127H37ZM41 126V127H40ZM147 126V127H146ZM148 126L151 128L150 130H149V128H148ZM171 126H172V129H171ZM182 126V127H181ZM53 128V129H51V128ZM55 127H57V130H56V128ZM63 127V128H62ZM142 127V128H141ZM145 127V128H144ZM153 127V128H152ZM165 127V128H164ZM169 127H170V129H169ZM60 128V129H59ZM63 129V131H62V129ZM66 128V129H65ZM154 128H155V130H154ZM159 128H160V130H159ZM161 128H162V130H161ZM165 130H164V129ZM174 128V129H173ZM176 128H177V130H178V132H177V130H176ZM180 128H182V129H180ZM189 128V129H188ZM34 129L31 131V133H34ZM47 129V130H46ZM67 129H68V132H64V131H67ZM146 129L148 130V131H146ZM168 129V130H167ZM185 129H187V130H185ZM41 130V129H40ZM52 132H50V131ZM56 130V131H55ZM58 130H60V131H58ZM122 130V131H121ZM183 130V131H182ZM55 131V132H54ZM74 131H75V129H74ZM165 131V132H164ZM171 131V132H170ZM176 131V132H175ZM58 132V133H57ZM62 132H64L65 134L67 133L68 135L66 136L64 133H62ZM158 132V133H157ZM160 132V133H159ZM173 132H174V134H173ZM189 132V133H188ZM61 133V134H60ZM162 133H164V134H162ZM169 133V134H168ZM180 135H179V134ZM183 133V134H182ZM46 134V135H47ZM59 136V135H61L62 136V134H64L62 137H58L57 135ZM167 134V135H166ZM189 134V135H188ZM55 135V136H54ZM151 135V136H150ZM163 137H162V136ZM173 135V136H172ZM176 135H178V136H176ZM53 136H54V138H53ZM157 136V137H156ZM161 136V137H160ZM147 137H149L148 139H146ZM151 137V138H150ZM152 137H154V139L152 138ZM165 137H167L165 140H164V138ZM172 137V138H171ZM174 137V138H173ZM180 137V138H179ZM187 139H186V138ZM61 138V139H60ZM160 138V139H159ZM169 138V139H168ZM174 139V140H171V139ZM125 141H124V140ZM144 139V140H143ZM180 139H183V140H185V141H183L182 140V143H181V140ZM172 141V143H171V141ZM177 140H180V141H177ZM57 141V140H56ZM124 141V142H123ZM164 141V142H163ZM168 141H170V143L168 142ZM178 142V144H177V142ZM55 142V141H54ZM151 142V143H150ZM163 142V143H162ZM173 142H175L174 144L176 145V147L174 146V144H173ZM130 143V144H129ZM134 143V144H133ZM145 143V144H144ZM154 143H156V141L154 142ZM179 143H180V145H182V144H184L183 145V147L181 148V146H179ZM132 144V145H131ZM136 144V145H135ZM141 144L143 145V146H141ZM169 144V145H168ZM173 144V145H172ZM133 145H135V147L133 146ZM166 145V146H165ZM168 145V146H167ZM173 147H171V146ZM146 146V147H145ZM130 147V148H129ZM142 149V151H141V149ZM181 148V149H180ZM118 149V148H117ZM130 149H131V151H130ZM167 149V150H168ZM184 149V148H183ZM139 150H140V152L142 153H140L139 152ZM167 150L166 149H164V151H162L163 152V154L164 153H166L167 152ZM122 153V152H121ZM127 153V154H126ZM140 153V154H139ZM179 153V152H178ZM134 154V155H133ZM137 154H138V156H137ZM136 155V156H135ZM207 155V154H206ZM139 156L141 157V158H139ZM146 156V157H145ZM136 157V158H135ZM142 158H144V159H142ZM147 162V163H146ZM45 167H42V168H40V169H44ZM47 169V167L45 168V170ZM52 189V191H57L58 189H60L61 190V188H51ZM55 189V190H54ZM59 190V191H60ZM102 260H106L105 259V257L103 256L102 258H101Z\"/></svg>","mask_w":264,"mask_h":264}]
</instances>
